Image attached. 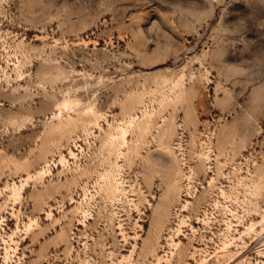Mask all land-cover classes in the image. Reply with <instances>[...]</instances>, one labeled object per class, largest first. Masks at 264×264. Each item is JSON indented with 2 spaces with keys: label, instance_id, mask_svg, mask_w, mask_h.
Instances as JSON below:
<instances>
[{
  "label": "rangeland",
  "instance_id": "rangeland-1",
  "mask_svg": "<svg viewBox=\"0 0 264 264\" xmlns=\"http://www.w3.org/2000/svg\"><path fill=\"white\" fill-rule=\"evenodd\" d=\"M0 264H264V0H0Z\"/></svg>",
  "mask_w": 264,
  "mask_h": 264
}]
</instances>
